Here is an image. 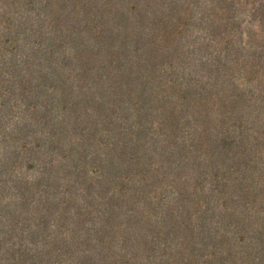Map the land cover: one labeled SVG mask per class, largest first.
<instances>
[{
	"label": "trees",
	"instance_id": "1",
	"mask_svg": "<svg viewBox=\"0 0 264 264\" xmlns=\"http://www.w3.org/2000/svg\"><path fill=\"white\" fill-rule=\"evenodd\" d=\"M0 264H264V0H0Z\"/></svg>",
	"mask_w": 264,
	"mask_h": 264
}]
</instances>
